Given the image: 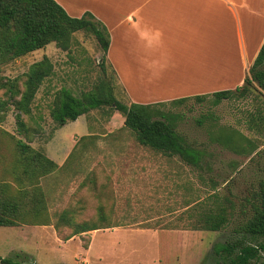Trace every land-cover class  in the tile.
I'll return each mask as SVG.
<instances>
[{"label": "rangeland", "instance_id": "obj_1", "mask_svg": "<svg viewBox=\"0 0 264 264\" xmlns=\"http://www.w3.org/2000/svg\"><path fill=\"white\" fill-rule=\"evenodd\" d=\"M61 1L75 8L86 5L83 0ZM72 39L67 51L50 44L1 68L0 75L16 80L18 90L29 66L43 57L52 63L53 73L40 85L30 115L21 116L19 132L12 107L0 121V186L16 195L37 185L50 224L67 209L79 222L95 221L101 206L107 221L120 226L67 241L62 238L70 230L57 234L51 225L49 230L0 228V257L20 264H213L212 245L230 237L242 220L245 198L264 179V121L257 118H264V97L254 94L217 106L210 99L158 106L180 116L177 131L202 153L199 168L139 145L123 127V116L108 106L56 127L49 106L60 89L80 97L104 82L125 105L147 93L119 87L93 36L77 32ZM4 92L0 96L6 100ZM16 140L63 165L43 177L21 176L24 161ZM216 200L234 206L232 224L219 232L192 230L198 210L209 209ZM244 208L246 218L249 206Z\"/></svg>", "mask_w": 264, "mask_h": 264}, {"label": "trees", "instance_id": "obj_2", "mask_svg": "<svg viewBox=\"0 0 264 264\" xmlns=\"http://www.w3.org/2000/svg\"><path fill=\"white\" fill-rule=\"evenodd\" d=\"M77 32L93 36L105 58L109 46L108 33L90 13L85 12L79 18L71 17L55 0H0V71L13 60L44 49L50 44L61 51L69 50L73 43L72 35ZM104 58L101 63L103 68ZM52 73V63L47 57H43L31 64L23 74L22 90L17 89L16 80L0 75V91L5 90L4 95L7 97L3 100L0 96V121L7 109L12 107L19 132L23 126L21 116L30 115L31 104L40 85ZM111 88V85L100 82L94 91L83 93L80 97L73 96L66 89H60L49 106V117L56 127H62L91 110L108 106L123 116V127L133 134L139 145L164 156L178 157L192 168L201 167L202 153L194 149L177 131L176 124L180 116L159 109L158 106L162 103L122 104L115 99ZM254 94L264 97V42L241 87L214 92L208 96L181 98L170 103L181 105L189 99L198 103L210 99V103L217 106L223 101L247 99L254 97ZM257 118L264 121L261 115ZM15 148L24 161V164H20L21 176L37 173V177H43L56 171L57 165L52 160L39 151H34L21 140L15 141ZM8 189L7 185L0 186V227L51 225L57 234L66 228L70 230V234L62 240L67 241L89 232L120 226L110 219L107 221L101 206L95 221L79 222L75 212L67 209L58 213L53 224H50L45 213L44 198L37 185L30 192L18 191L16 195H11ZM24 199L28 202L24 203ZM245 206H249L250 211V216L246 218ZM242 207V220L232 227L230 237L212 245L213 264H264V179L258 180ZM228 208L225 200L224 203L216 200L209 209L198 210L195 225L191 229L206 232L225 229L234 220V206L230 203ZM82 247L86 249L87 244ZM0 264L20 263L0 257Z\"/></svg>", "mask_w": 264, "mask_h": 264}, {"label": "crops", "instance_id": "obj_3", "mask_svg": "<svg viewBox=\"0 0 264 264\" xmlns=\"http://www.w3.org/2000/svg\"><path fill=\"white\" fill-rule=\"evenodd\" d=\"M55 1L69 16L88 12L104 26L105 62L119 87L147 90L131 103L235 90L264 42V0H83L80 8Z\"/></svg>", "mask_w": 264, "mask_h": 264}]
</instances>
